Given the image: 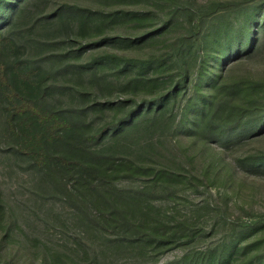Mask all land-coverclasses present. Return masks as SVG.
<instances>
[{
  "label": "trees",
  "instance_id": "16d2710c",
  "mask_svg": "<svg viewBox=\"0 0 264 264\" xmlns=\"http://www.w3.org/2000/svg\"><path fill=\"white\" fill-rule=\"evenodd\" d=\"M100 1L129 6L143 0ZM263 4L264 0H210L193 5L183 0L158 19V14L145 10L105 11L63 3L48 11V0H0L2 133L33 170L38 195L70 208L85 235L104 239V255L107 249L114 254L123 249L121 253L159 254L189 244L198 235L188 219L164 211L158 202L210 184L203 176L188 177L190 172L141 161L136 153L140 151L130 150L138 137H156L158 131L163 134L175 127L210 147L229 143L241 133L263 135L264 75L244 67L264 47ZM128 22L146 31L111 33ZM173 22L185 24L186 33L167 41L160 54L141 58L116 52L123 44L139 51L144 44L163 41ZM103 44V54L83 60L87 47ZM57 45L72 49L45 54L46 48ZM107 69L119 85L115 95L114 83L105 78ZM63 72H71L78 81L73 96L78 105L52 102L54 95L68 89L53 83ZM105 89L108 96H103ZM91 112L99 123L89 118ZM246 159L249 168L264 177V154ZM233 165L231 171L236 172V162ZM128 179L141 183H124ZM6 213L0 196L1 227ZM262 227L264 216L259 214L237 237ZM235 239L185 250L166 264H264V248L239 258L257 243L245 245ZM60 251L52 250L42 264H62L65 254ZM92 254L88 264H102L95 249ZM0 264L17 263L0 254Z\"/></svg>",
  "mask_w": 264,
  "mask_h": 264
},
{
  "label": "rangeland",
  "instance_id": "374dc122",
  "mask_svg": "<svg viewBox=\"0 0 264 264\" xmlns=\"http://www.w3.org/2000/svg\"><path fill=\"white\" fill-rule=\"evenodd\" d=\"M180 1L183 0H174L172 5L162 0H143L129 6H113L105 5L100 0H48V11L68 3L105 11L118 8L130 11H153L158 14V19H162L166 18L170 12L169 7L172 8ZM186 1L195 5L210 0ZM262 14L264 15V4ZM232 21L238 22L234 17ZM136 25V22H128L124 27H114L111 33L125 36V34L133 35L146 31L144 27H134ZM184 25L179 26L173 22L165 33L163 41L161 39L153 45L144 44L139 51L127 49L128 46L123 44L116 46V49L120 50L116 52L141 58L160 54L167 41L171 42L177 36L186 33V25L185 28ZM44 38L51 40L52 37L44 34ZM71 49L69 45H57L54 50L46 48L45 54L57 55ZM104 49L106 44L87 47L83 52V60H87L91 54H103ZM229 66H232V63ZM244 67L252 73L264 75V47L250 57ZM104 73L105 78L114 83L112 84L114 94L119 90L115 87L119 86L118 82L115 83V77L108 75L109 69ZM53 83L66 85L68 88L53 96L54 104L60 107L80 104L78 97H73L74 94L77 95L75 90L78 81L71 72L57 75ZM95 88L99 91L98 87ZM187 93L191 95V91ZM97 94L101 97L99 92ZM103 96H108L107 89L103 91ZM174 111L182 115L181 109ZM107 115H112V111H108ZM89 118L99 123L96 114L91 112ZM3 121L4 115L0 107V196L7 210V218L2 221L6 225L0 226V254L12 258L17 264H42L44 259H48L52 250H61L60 252L65 254L62 264H88L93 257L92 249L97 251L102 264H166L181 257L185 250L215 247L229 242L232 236L241 244L257 243L245 254L240 253L239 258L264 248V227L237 237L250 220H255L259 214L264 216V177L256 173L255 168H249L246 159L252 155L264 154V133L262 136L253 132L241 133L229 143L223 145L214 143L210 147H205L199 138L193 141L187 136L185 129L175 131V127L174 130L163 134L158 131L156 137L155 135L138 137V143L133 144L130 150L140 151L136 153H140L138 158L141 161L156 166H170L175 170L181 169V173L190 172L191 174H187L188 177L197 174L203 176V179L210 184L207 189L201 185L197 190L180 191L176 199L158 202L164 211L174 213L179 219H188L190 226L197 230L198 235L189 244L165 250L159 254L121 253L124 249L114 254L107 249L104 255L101 252L105 250L102 245L104 239L91 233L85 235L83 230L76 226L70 208L38 195L34 172L30 169L28 162L21 159L7 142L2 133ZM159 135L161 142L158 141ZM235 162L238 170L233 172L230 167ZM124 183L140 184L141 180L128 179ZM207 203L210 205L207 206ZM93 246L96 248H92Z\"/></svg>",
  "mask_w": 264,
  "mask_h": 264
}]
</instances>
